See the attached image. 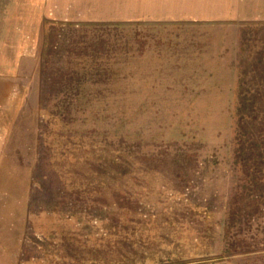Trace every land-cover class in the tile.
<instances>
[{"label": "rangeland", "instance_id": "1", "mask_svg": "<svg viewBox=\"0 0 264 264\" xmlns=\"http://www.w3.org/2000/svg\"><path fill=\"white\" fill-rule=\"evenodd\" d=\"M191 2L0 0V264H264V11Z\"/></svg>", "mask_w": 264, "mask_h": 264}, {"label": "crops", "instance_id": "2", "mask_svg": "<svg viewBox=\"0 0 264 264\" xmlns=\"http://www.w3.org/2000/svg\"><path fill=\"white\" fill-rule=\"evenodd\" d=\"M180 1V0H179ZM191 4H195V7L198 8L199 6H204V4H219L220 0H191ZM237 0H223L224 4H227V9L230 8H235L236 5L233 4ZM245 4L244 6L250 7L252 10H262L264 11V4H247L250 0H244ZM147 2V3H146ZM174 0H142V4H150V8L152 7L155 10H167L170 8H176V7H181V4H185L186 0H181L180 2H176L175 4L173 3ZM208 2V3H206ZM239 2V1H238ZM136 4H140L137 2ZM186 5V4H185ZM239 7V6H238ZM260 11V13L262 12ZM256 12V11H255Z\"/></svg>", "mask_w": 264, "mask_h": 264}]
</instances>
